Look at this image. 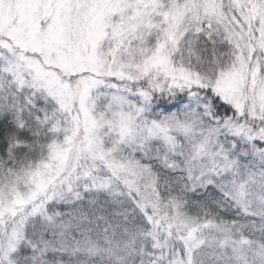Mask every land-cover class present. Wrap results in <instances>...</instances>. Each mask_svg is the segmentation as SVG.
Listing matches in <instances>:
<instances>
[{
  "label": "snow or ice",
  "instance_id": "1",
  "mask_svg": "<svg viewBox=\"0 0 264 264\" xmlns=\"http://www.w3.org/2000/svg\"><path fill=\"white\" fill-rule=\"evenodd\" d=\"M0 264H264V0H0Z\"/></svg>",
  "mask_w": 264,
  "mask_h": 264
}]
</instances>
